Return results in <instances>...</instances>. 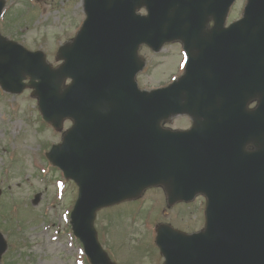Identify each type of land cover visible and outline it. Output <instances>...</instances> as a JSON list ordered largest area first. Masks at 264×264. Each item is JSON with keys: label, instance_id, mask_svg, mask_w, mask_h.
Segmentation results:
<instances>
[{"label": "water", "instance_id": "1", "mask_svg": "<svg viewBox=\"0 0 264 264\" xmlns=\"http://www.w3.org/2000/svg\"><path fill=\"white\" fill-rule=\"evenodd\" d=\"M234 1L84 0L86 19L59 48L56 69L43 53L0 36L1 88L34 89L43 120L56 129L73 122L47 158L78 186L70 224L91 264H114L98 242L96 212L153 186L169 204L206 198L202 231L158 227L163 264H264V0H247L243 18L224 28ZM142 7L146 16L135 12ZM209 19L215 25L205 32ZM174 40L199 49L185 77L140 91L139 46L157 52ZM252 101L257 107L247 110ZM179 113L194 118L192 130L161 128ZM5 250L0 234V258Z\"/></svg>", "mask_w": 264, "mask_h": 264}, {"label": "rangeland", "instance_id": "2", "mask_svg": "<svg viewBox=\"0 0 264 264\" xmlns=\"http://www.w3.org/2000/svg\"><path fill=\"white\" fill-rule=\"evenodd\" d=\"M3 1L1 33L28 50L44 52L56 67L57 48L75 36L85 18L82 0ZM245 3L235 1L230 21L241 15ZM181 49L172 44L158 54L143 50L146 66L137 77L139 88L150 90L177 76ZM30 94L31 90L17 96L0 91V232L7 243L0 264H87L69 225L77 188L46 156L61 134L45 126ZM183 125L181 120L173 123ZM35 194L39 201L32 205ZM200 199L169 210L161 191L149 189L138 201L97 213L99 242L116 264H162L155 227L170 224L187 233L199 231L204 223Z\"/></svg>", "mask_w": 264, "mask_h": 264}, {"label": "flooded vegetation", "instance_id": "3", "mask_svg": "<svg viewBox=\"0 0 264 264\" xmlns=\"http://www.w3.org/2000/svg\"><path fill=\"white\" fill-rule=\"evenodd\" d=\"M210 25H211V24H210ZM210 25H209V26H210ZM183 118H185V117H183ZM186 120H187V124H189L190 121H189L187 118H186ZM185 126H187V125H185ZM185 126H183V127H185ZM183 127H182V128H183ZM185 128H187V127H185ZM185 128H183V129H185Z\"/></svg>", "mask_w": 264, "mask_h": 264}]
</instances>
